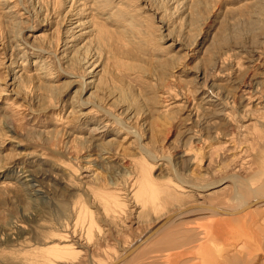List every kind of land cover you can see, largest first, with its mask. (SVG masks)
<instances>
[{
	"label": "rangeland",
	"instance_id": "rangeland-1",
	"mask_svg": "<svg viewBox=\"0 0 264 264\" xmlns=\"http://www.w3.org/2000/svg\"><path fill=\"white\" fill-rule=\"evenodd\" d=\"M255 49L264 57V0H0V264L109 263L145 233L151 208L100 206L146 177L158 189L214 185L189 193L207 204H231L235 188L264 194ZM241 78L257 91L250 103L234 91ZM200 84L230 102V117L214 115ZM98 126L107 135L91 141ZM144 151L165 160L146 176ZM253 209L230 218L233 232L205 234L200 224L221 218L188 217L124 264H264V206ZM89 228L91 254L59 252Z\"/></svg>",
	"mask_w": 264,
	"mask_h": 264
},
{
	"label": "bare ground",
	"instance_id": "bare-ground-1",
	"mask_svg": "<svg viewBox=\"0 0 264 264\" xmlns=\"http://www.w3.org/2000/svg\"><path fill=\"white\" fill-rule=\"evenodd\" d=\"M244 50H246V48ZM251 50H252V48H251ZM246 54H247V52H246ZM253 54H255L258 57L257 63H255V64H257V66H262L263 67L262 62L264 60V57H263L262 52L259 51L258 49H255L253 51ZM245 56L247 57V55H245ZM244 62H246V61H244ZM254 62L255 61H253V63ZM94 67L92 68L90 73H92L95 76V75H98V73L100 72V71H97L100 66L95 64ZM249 67H251V66H249ZM239 80H240V78H239ZM207 82H208V80H207ZM250 82H251V80L247 81V79H245V78L242 79L239 82L236 81V85H235L236 87L234 88V91L239 94V97L242 99L243 102L250 103V102L253 101V98H256L255 95H256L257 91L254 92V89L252 88L253 85ZM198 93H199V95L204 96L203 99H207L206 103L211 104V106H213V108L216 109L215 110V114H214L215 116L230 117L231 110L234 109V107H231V109H230L229 108L230 102H229V104H224V102H222V97L223 96L220 97L221 96L220 92H218L217 94L216 93L215 94L212 93L213 96L210 97L209 93L207 95V88L205 86H203V84H200L198 86ZM226 103H228V102L226 101ZM83 105H85V104H83ZM233 105H234V102H233ZM121 123L122 122H120L119 124H121ZM105 127H107V126H102V127L98 126L96 129H93L92 130V137L90 138L91 141H96L95 140V135L98 136V134H103L104 136H106L107 134H105V133H106L107 129L104 130ZM85 141L87 142V140H85ZM88 142H89V140H88ZM145 153H147V152L144 151L143 156L147 157L148 159L150 157V159L147 160V158H146V160H145L144 157H140V160H141L140 163H141V166H143L142 168H140L142 176H146L147 175V173H148L147 170H149L148 169V165L149 164H152V163L157 164L158 162L165 161L161 156H157L156 154H152V153L150 155L149 154L146 155ZM188 154H189L188 152H184L183 157L187 156ZM101 155H102V157H101L102 161H105L107 163H110L111 161H113L112 157H114V156L112 155L111 152L103 151V153ZM196 159H197V157L193 156L192 160L195 161ZM149 166H151V165H149ZM22 180H25L24 182L30 184V183L34 182V176H32L31 173L30 174L29 173H25L22 176ZM144 180L146 181V183H145L146 187H144V188L141 187L140 189H138L137 193L136 192L133 193V190L130 192L132 194H127L126 192H122V191L121 192L111 193V195L109 197H107V198L105 197L106 198L105 202H103L102 206H100L101 208H127V206H128V208H134L135 210L137 208H141L142 210L144 208H151V209H149V211L151 210L150 211L151 213L148 212V218L152 219V221L150 222V225H149L148 229L145 231V233L143 235H141L139 238L133 240L129 244L128 248L123 250L122 253H120V254H118L116 256L114 255L115 258L112 261H110L109 263H106V264H124V262H127V260L135 252H137L138 249H140L147 242L151 241V239L156 238L160 234H164L168 230V228H172V226L174 224H179L178 226H184V225L188 224V222L185 219H187L188 217H192L193 215H200V216L209 215V216H215L217 218H221V219H218V221H216L215 224H212V223L205 224V225L204 224H200V227L204 228L205 234H207V232H208L207 229L213 228V227H216V229L213 228L214 230H216V232H218V233L221 232L222 233V232L225 231V228H224V230L222 229L223 227H226V231H229V230L233 229V226L238 224L237 221H233L230 218L238 217V216H241L242 214L243 215H246V214L249 215L250 214L249 212H251V211L252 212H256L255 211L256 209H253V208H259V207L264 206V194L261 193V192H258L257 190H256L257 192H254V188H253V190L251 189L250 191L247 190L248 192H243V190L239 192L235 188L234 191H233L234 192L233 202L231 204H229V205L212 204V203L211 204H207L204 200L203 201H199L203 197L201 194H198V197L196 198V199H199V200L187 201V200H191L189 198L190 197L189 193H191L194 190H198L200 192L208 191V190L214 188V185H212V186L211 185L204 186V187H201L200 189L197 187L198 189H195V188L190 187L189 185L188 186H183L184 184L181 183V182H179L180 184L174 182L172 184L169 183V185L167 184L163 189H161V188L158 189V188H154V185H153L152 181H150V179L148 177L144 178ZM32 188H33V186H32ZM33 189H35V188H33ZM260 189H262V188H260ZM40 190H34L33 193L37 196V195L43 193ZM205 196H207V195H204V197ZM93 204L94 205H92V207L95 208V202H93ZM147 204H150V205H147ZM79 208H89V207L87 205H85V204H82V205H80ZM119 211H123V210H119ZM84 212L85 211L83 209V215H85ZM87 212H88V210H87ZM116 213H117L116 215H118V216H120V214H121L120 212H117V210H116ZM138 213L141 214V212H139V211H138ZM231 213H235V214H231ZM142 214H143V212H142ZM253 214H257V213H253ZM91 215H93V214H91ZM139 217H140V215H139ZM139 217H138V219H143L144 220L143 215H142L141 218H139ZM88 218H89V216H88ZM182 219L185 220V222H180L179 221V220H182ZM252 219L255 220V216H253ZM92 222H93V220H92ZM250 225H251V223H250ZM220 229L223 230V231H217V230H220ZM244 230H245V232H242L241 237H244L245 240H250V238H252V237H250L251 234H250L249 230L247 228H245ZM75 232H77L76 229H75ZM216 232H215V235L218 236V234H216ZM231 232H233V230ZM240 234H241V232H240ZM72 235H74V234H72ZM93 235L94 234H92L91 228H89V230L87 231V236H86V239H85L84 242H79L78 241V245H77L76 241H75V244L73 243V244H70L69 246L61 247V250L59 252L61 253L62 251H64V253L66 255L87 254L89 252V250H90V247H91L89 243H90L91 240L93 241V239H94ZM82 236H85V235H82ZM164 238H165V236H164ZM168 239H169V237H168ZM62 242H64V241H62ZM177 247L178 246H175V248H177ZM175 248H172V249H175ZM235 248H237V247H235ZM65 262L67 263V260Z\"/></svg>",
	"mask_w": 264,
	"mask_h": 264
},
{
	"label": "water",
	"instance_id": "water-1",
	"mask_svg": "<svg viewBox=\"0 0 264 264\" xmlns=\"http://www.w3.org/2000/svg\"><path fill=\"white\" fill-rule=\"evenodd\" d=\"M236 213V212H235ZM235 213H231V214H235ZM123 260V259H122Z\"/></svg>",
	"mask_w": 264,
	"mask_h": 264
}]
</instances>
